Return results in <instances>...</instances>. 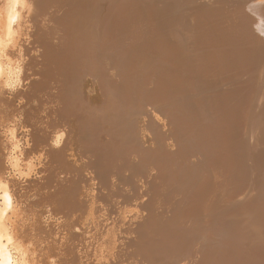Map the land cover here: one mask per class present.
<instances>
[{"label": "bare ground", "instance_id": "6f19581e", "mask_svg": "<svg viewBox=\"0 0 264 264\" xmlns=\"http://www.w3.org/2000/svg\"><path fill=\"white\" fill-rule=\"evenodd\" d=\"M218 1L32 0L34 4L31 15L33 34L31 44L26 51L29 52L30 48L35 49L33 46L38 44L40 46L38 61L42 67L39 72L42 80L35 85V89L40 92L41 90L45 91L44 93L47 94L49 89L45 87L43 79L47 84L50 83V80L59 82L58 90L52 95L56 112L63 121L67 114L74 115L76 122L67 120L66 123L71 124H63L60 121H51L52 119L50 121L42 120V124L34 128L33 117L30 114L26 115L24 121L27 120L32 126L33 146L31 149L47 159V162L42 182H36L33 186L23 188L19 181L12 183L11 191L14 197L12 200H10V188L7 180L0 182V195H2V201H0V250H2L3 258L6 261L10 259L16 261L23 256L28 258L31 264H50V261L52 264H92L93 262L94 264H107L109 259L106 258L110 257V264L123 263L121 256L118 255L119 250L114 251L116 235L113 231L115 229L108 230L106 225L99 220L98 211L104 208L95 206L97 202L90 199L87 189L84 187L89 176L86 175L84 178L82 171L87 166L83 164V167H77L76 163L75 166L69 165L66 159H62L67 141L64 135L72 136L74 133L75 137L72 139H74L76 147L81 148L83 155L84 153L87 155L89 151L93 154L88 166L98 180L97 192H100L99 199L103 202H106L107 199L101 190L108 187L112 177L121 178L123 171H134V168L139 171L145 166L142 163V156H140V146H138L133 122L135 109L140 108L137 106L145 99V93L141 94L138 86L141 78L137 77L134 67V62H141L139 54L142 49L138 53L136 41H134L132 43L135 44V48H132L134 51L130 54L118 58H116L118 55L109 57L111 54L106 48V38L109 33L114 32L115 35L117 31L123 33L130 31L145 20L182 17L181 19L185 20L188 27L193 26L202 47L210 43L207 45L209 47L204 48L208 54L203 50L206 55H203L202 71L207 70L204 77L206 83L218 81L229 85L226 86V90L230 94L232 110L229 111L224 104L223 93H219L215 98L211 96L207 99L208 105L210 104L213 108L217 109L218 105L221 106L223 122L221 124L222 129H225L223 135L226 138L228 133L231 137L227 142L230 146L233 143V149L239 145L238 137L236 138V131L239 129L235 126V118L243 113L244 118L248 120V130H251L249 138L259 137L264 143V4L255 3L254 0H241L239 6H236L239 10L234 16L235 18L225 19L220 17ZM8 11L9 9L5 7L3 13L0 14V25L4 23L2 17H6ZM107 17L115 18L112 27L105 22ZM221 19L226 20L227 24L223 25ZM151 25L153 24L151 23ZM206 31L210 40L206 38ZM222 33L223 36L220 39L216 34ZM52 36L59 38V44L50 42ZM2 39L6 46L8 36L4 35ZM218 41L219 46H216ZM224 44H226L225 47ZM258 48H261V69L256 66ZM131 56L132 58H130ZM30 60L31 63L33 57ZM108 61L111 63V68L116 70L111 79L107 76ZM198 62L200 64L202 60L198 58ZM12 71V67L8 64L0 67L4 82L8 81ZM88 76L89 80L93 76L94 80L91 84L97 85L98 88H96L99 89L96 90L101 100L96 104L95 101H91L93 95H88L90 86L86 88L89 90H82L85 94L79 88L81 80L84 84L85 81H88ZM82 77L86 78L85 81ZM163 80L165 83L161 86L162 88L155 91L161 89L164 93L157 95L152 91L148 99L156 103L154 95L160 102L165 97L170 100L169 96L172 95L169 92L173 93L176 101L184 99L182 105L179 102L174 104L178 109H182L179 119L183 125L181 128L179 125L175 128L173 136L182 141L176 143L178 147L175 152L162 151L158 154L156 151L150 154L152 159H146V162L159 170L161 169L160 174L164 172V177L165 171L175 163V166L178 165V169L182 172L178 184L182 182L183 185L184 182L189 183V177H193V168L183 170L181 167L185 164L187 155L192 154L193 149L195 150L194 147L200 151L202 142L199 141V137L194 140L185 133V130H187L186 126L193 125L194 119L192 118L196 115L195 111L198 110L197 107L200 106L203 97L202 93L198 92L197 95L200 97L193 98L189 81L184 84L177 78ZM94 81L98 84L94 85ZM206 83L200 82L198 88L204 89L207 87ZM153 84L150 85L153 87ZM147 85L148 83L145 86L149 89L150 85ZM146 87L144 88L147 89ZM91 89L93 90H90L91 92L95 91V88ZM60 90L61 94L58 92ZM159 95L162 97L160 98ZM38 96L39 93H36V98ZM169 100L162 103L167 104ZM3 105V108L0 109V121L7 122L9 115L15 113L16 109L11 105V101L4 100ZM176 117L178 118L177 115ZM106 125L113 129L112 132L109 129V134L104 130ZM106 132L108 143L100 144L98 140ZM180 134L190 138L192 144H189L187 139L184 142V138L181 139L184 136H180ZM111 136L114 137L113 142H109ZM157 137L159 138V135ZM192 146L193 149H191ZM195 151L194 153H198ZM258 151H261L259 155L256 151L255 154L251 152L253 155L249 156V166L245 165L256 187L251 201L246 205L238 204L236 208L221 209L218 207L221 200L215 188L216 180L210 175L203 177L199 190L187 191L190 194L191 203L185 216L174 221L172 218V225L168 226L169 228L161 236L162 238L152 237L151 242H145V250L136 251L134 260L141 259L146 264H180L186 257L192 261L199 256L198 261L196 258L197 264H264V227H262V221H258L264 217V214L259 212V208L264 206L262 204L264 203V175L262 174V172L264 173V147ZM201 153L199 152V154ZM130 154H138L141 159L135 167L129 164ZM236 154L239 152H233L230 157H227V159H232L224 171L234 181H237L243 173L241 169L243 166H240ZM168 161H172L173 164H169ZM194 170L199 171L198 169ZM5 172V151L0 148V173ZM184 173L187 175H183ZM58 174H62L64 177L60 178L62 175L58 176ZM176 175L177 178L180 176ZM175 176H169L171 182L173 181L171 178H176ZM50 187H53L55 191L50 192ZM189 189H191L190 184L186 187V190ZM113 192L107 197H110ZM30 193L36 195L38 199L34 204L28 205L27 215L24 216L25 211L20 214L16 210L18 214L11 216L15 211L14 208H17L14 206L20 205L22 202L26 203ZM204 195L209 200L205 199ZM224 195H227L226 197L230 195L234 200L232 194L225 193ZM109 200L111 201L112 198H108L107 202ZM241 201H244V198ZM236 202L238 201L236 200ZM209 203L212 204L209 205ZM46 207H50L54 213L63 218L59 228L48 229L43 225L41 217ZM19 219L21 220L18 221ZM86 221L88 227H84ZM169 223L171 222L166 224ZM78 227L82 231L75 230ZM93 228H95V232L91 230ZM86 230L94 234L92 243L87 242L86 244L93 246L95 242L100 243L96 253L94 252L95 255L91 250L88 252V247L83 244ZM14 241L17 242L15 251L13 250ZM145 241H148V237L145 238ZM102 245L105 246L103 250ZM98 250L100 252L102 250L100 260L97 259ZM193 262L195 261L190 264Z\"/></svg>", "mask_w": 264, "mask_h": 264}, {"label": "rangeland", "instance_id": "374dc122", "mask_svg": "<svg viewBox=\"0 0 264 264\" xmlns=\"http://www.w3.org/2000/svg\"><path fill=\"white\" fill-rule=\"evenodd\" d=\"M254 1L255 3L258 4L261 2V0H254ZM241 2H242L241 0H219L218 4L220 8V17H223L225 19H229V18L234 19L235 18L234 16L237 14L239 10L238 8H236V6H239ZM181 18L182 17L145 20L142 21L140 25H137L134 28H132V30L130 31L124 33L117 31L115 35L114 32H112L109 33V36L106 38V48L111 54L109 55V57L112 55H118L116 56V58L121 56L124 57L125 55H128L130 54V52L134 51L132 48H135V44L138 49L137 51L138 53L142 49V51L139 54V56H141V62H134L135 64L134 67L137 73V77L141 78L138 82L140 92L141 94L142 92L145 93L144 102H141L137 106L140 108L135 109L134 111L135 115L133 116V122L135 127L134 129L136 131L135 133L137 134V142H138V146H140V154H141L140 156H142V163L145 164V166H143L142 170L139 171L136 170L135 168L134 171L125 170L122 172L121 178H118L116 176L112 177V179L110 180L111 183L108 185L109 189L106 186L107 189L104 188L101 190L102 193H105V197H106L105 199L108 200V198L109 199L112 198L111 200L112 202L110 200L109 202H107V200L106 202H103L102 200L99 199L100 192H97V187L99 186L98 180L95 178L94 172L88 166V163L91 161V158H93V154H91V152L89 151L87 155L86 153H84L85 156L83 155L81 148H78V146L76 147L73 141L74 139H72V137H75L74 133L72 134V136L68 134L64 135V137L67 138V141L65 144L66 146L64 145L66 148L64 149V158L62 159H66L69 162V165L75 166L76 163L77 167L79 166L83 167V164L87 166L84 167L85 169L82 171L84 178H86L85 177L86 175L89 176L88 178L89 180L85 181L84 187L87 189L88 192L87 195L90 197V199L97 202L95 206L98 208H104L98 211L99 213L97 215L99 216V220L102 221V224L106 225L108 230L110 229L113 230V228L115 229L113 231L114 234L116 235L114 251L117 252L119 250L118 255L121 256L122 258L121 261H123V263L134 264L136 262L135 264H146L141 259H139V261L138 259L137 261L134 260V258H136V256H134V253H136V251H143V249L145 250V242L147 243L151 242L150 240L152 239V237L155 238L161 237L164 233H166L167 228H169L168 226L172 225V222L174 220H179L182 218V216H185V213L188 210L191 203L190 202L191 200L189 198L190 194L187 191L194 192L195 189L199 190V185L202 182L201 179L203 177L210 175L212 176V178L216 180L217 186L215 185V188L218 191L221 200L218 207L221 209L223 208L232 209L233 207L236 208L238 204L246 205V203H248L253 199L254 190H256V187L253 184L252 176L248 172L247 168H245V165L247 164L246 166H249L248 159H250L249 157L250 154L253 155L252 153L254 152L255 154L256 151V153L259 155L261 151L258 150H261L264 147V143L262 139H260L259 137L258 138L251 137V139L249 138L250 137L249 133L251 130H248V125H247L248 120L244 118L243 113H241L240 116H237V118H235V126L239 129V131H236V138L238 137L237 141L239 142V145L233 149V143L230 146L229 143L227 142L231 137L228 133L226 135V138L223 135L225 129L224 130L222 129L223 122H222V109H220L221 106L218 105V108L215 109L210 104L208 105L209 102L207 99L211 96L215 98L219 93H223L224 96L222 97V99L224 101V104L226 105L229 111L232 110L231 107L232 104L230 102V94L229 91L226 90V86L229 85H226L218 81L211 82L210 84L206 83L204 77L207 74V70L205 69L202 71V63H203V55H206L207 53V51L204 50V48L207 45H210V43L207 42L208 44H206L205 42L206 46L202 47L201 41L199 40L193 26L192 27L189 26L190 27L189 28L185 24V20H182ZM221 21L223 25L227 24L226 20L221 19ZM105 22L108 23L107 25L112 27L113 24L115 23V18L112 19L111 17H107L105 19ZM151 23L153 25H151ZM153 26H155L156 28ZM31 27L33 31L32 21H31ZM109 30H111V28H109ZM32 31H31V40L33 34ZM177 31L178 34L180 33L181 35H178ZM201 32L204 33L203 31ZM207 33L208 32L206 31L205 33L206 38L210 40L209 34ZM216 35L219 36L220 39H222L223 33ZM181 38L183 39V41ZM134 41L136 42L133 45ZM211 41L213 42L212 37H211ZM50 42L52 44L53 43L59 44V38L52 36L50 38ZM225 45L226 44H224V47ZM37 46L38 44L36 46H33L35 47V49L30 48L31 52L30 51L28 52V50L26 51V54L33 52L35 53V55L33 54L31 55L30 59L33 57V61L30 63L31 60L29 59L26 65L25 80L28 81V83L26 84L25 89L23 91L18 92L16 94L17 97L22 96L25 103L21 105L19 108H17L15 107V99L11 101V105L14 107V109H16L14 110L15 113H17L18 111L19 112L24 111L23 112L24 120L26 115L30 114L34 119L33 124H35L36 126L35 127L33 125L34 128L39 127L42 124L41 123L42 120L50 121L52 119L51 121H60L63 124L64 123L71 124V123H66L67 120L68 122H76V116L67 114V116L64 117V121H63V119H61L58 116V113L56 112L55 109L56 105H55V101H53L52 95L54 94V92L58 90L59 82L50 80L49 81L50 83L47 84L45 82V79H43L44 81L43 83L46 84L45 87H48L49 89L47 94L44 93L45 91L41 90L40 92V90L37 91V89H35V85L42 80V76L39 75V72H41L40 70L42 67H40V63L38 61L40 46L38 47ZM138 46H140V48H138ZM216 46H219V41L216 43ZM203 50L206 53H204ZM257 51H258V59L256 66L261 69V65H260L261 48H258ZM210 54L212 55V53ZM130 58H132V56ZM198 58L202 60L200 64L198 62ZM108 65L109 68L107 71L108 74L107 76L108 78L111 79L113 78L114 75L110 74V70L113 69L111 68L110 61H108ZM149 76L150 77L152 76L153 78L152 77L150 78ZM91 78L89 80V76H88L87 78L88 81H85L86 78L82 77V79H84L83 81H85L84 83L85 85L81 80L79 88L81 89V91L89 90L86 89L89 86L91 91H93L91 88L93 89L95 88L94 92L96 95L94 94V92H91L90 90L88 91L90 92L88 95L90 94H91L90 96L93 95L91 97L92 98L91 101L92 102L95 101L96 104L97 102H100L101 98L100 95L97 93V90L99 89H97L98 87L97 85H95L98 83H96L95 80L94 81L95 86H93L91 82H93L94 79ZM168 78L169 80L171 79L173 80L174 78H177L184 84L185 83L187 84V82L189 81L190 89L194 97L192 95L191 96L193 98L200 97L197 95V93L199 92L202 93V97L204 98V99L201 98L202 100L201 104L200 106L197 107L198 110L195 111L196 115H194L192 118L194 119L193 125L186 126L187 130H185V133L190 135L194 140H196L199 137V141H202L201 142L202 149L200 148V151H198L199 149L197 148L196 150V147H194L195 150L198 151L197 153L192 146L191 149H193V153L192 154L189 153L187 155V159L185 160L187 163L184 161L185 164H183V166L181 167V169L183 170H185L186 168H193L192 170L193 177L188 176L190 179L189 183L184 182L186 186L184 183L182 185V182L178 184V181L180 180L179 177L182 176V172L178 169L179 168L178 165L175 166V163L174 164L172 163L173 160L168 161L169 164H173V165L172 166L170 165L171 166L170 169L165 171L166 173L165 177L163 175L164 172L161 173L162 175L160 174L161 169L159 170L158 168L146 162V159H152L150 154L155 153L156 151H158V154L162 151L169 153L175 152L178 147L176 143L182 141L179 138L176 139V137L173 136L174 135L173 132L175 128L178 125L179 128H181V125H183L182 121H180L179 119L182 113V109L181 110L180 108L178 109L174 104L175 102H179V104L182 105L184 103L183 101L184 99L181 101H176L177 99L174 97L173 93L171 92H169L172 95L169 96L170 100L168 99V97H165L161 99L160 102V100L159 99L157 100V98L154 95L153 98L156 100V103L148 99L150 92L152 93V91L157 95L158 93L159 94L164 93L161 89H160L161 91L160 90L155 91V90L163 86V84L165 83V80L163 79L167 80ZM145 82L146 84L148 83V85L154 83L153 84L154 90L152 85H150L148 89V87L145 86L146 85ZM200 82L206 83L207 87L200 90L198 88V84H200ZM144 87H146L147 89H145ZM84 91L82 92L84 93ZM58 92L61 94V90ZM36 93H39V96L37 98H36ZM159 96L160 98L162 97V95ZM168 100L169 102L167 104L162 103L163 101H168ZM38 105H41L42 107ZM162 107L165 109H161ZM168 112L170 115L168 114ZM176 115L178 116V118L176 117ZM24 120H23V124L30 129V132L28 134V143L30 144V147H27L24 150L25 159H32L35 156H40L41 159L39 161L40 166L36 169L35 173L31 176V178L27 180L19 181L20 184H22L21 188L25 186L27 187L33 186L35 185L36 182H42L44 176V169L47 162V159L43 158L38 153L33 152V150L31 149V146H33L32 138H31L32 126L29 125V122L27 120H26L27 123ZM109 129L112 132L113 129L111 126L106 125L104 127V130L107 132L109 131ZM107 132L105 134L106 137L101 133L103 136L101 139L99 138L98 140L100 144L106 145L105 143H108L107 135L109 134V132L108 134ZM157 135H159V138L157 137ZM181 135L184 136V134H180V136ZM183 138H184V142L190 139V138L189 139L186 138V135L181 139ZM113 139L114 137L109 139L110 140L109 142H111ZM205 143H207L208 145H204ZM100 144L97 143V145ZM189 144H192L190 140H189ZM204 147H206V149H204ZM194 151L196 153H194ZM237 151L239 152V154L236 155L239 159L240 166L241 167L243 166L241 168L243 173L240 175V178L237 181H234L229 176H227L224 171L228 163L232 159V158L227 159V157H230V155H232L233 152H237ZM199 152L200 153L202 152L201 154L203 155L199 154ZM139 158L140 157L138 154L137 155L130 154L129 164L132 165V167H135V165H137V163L140 162L141 160ZM70 162L74 164H71ZM194 169H198L199 171L196 172ZM176 174L180 175L178 176L179 179L177 178ZM262 174L264 175L263 172ZM60 175L62 174H58V176ZM167 175L169 176L176 175L175 176L176 178L173 179L171 178V180H173L171 182L169 176ZM183 175H187V174L184 173ZM63 177L64 175H62V177L60 178ZM189 184L191 186V189L186 190V187H188ZM53 190H54L53 187H50V192H53ZM111 192L114 193V194L112 193V195L110 196L111 198L107 197V195L111 194ZM225 193L232 194L234 196V200L230 197V195L226 197L227 195L225 196L224 195ZM204 197L205 199L209 200L207 196L204 195ZM243 198L244 201H241V199ZM37 199L38 197L36 195L30 193V196L27 198L26 203L22 202L20 205L17 204V206L16 205L14 206L17 208H14L15 210L13 212L14 214L12 213L11 216L12 215L16 216V214L18 213L22 214L24 211L26 212L27 210H29L28 205L34 204ZM236 200L238 202H236ZM211 204L212 203H209V205ZM262 204L264 205V203ZM263 207L264 206H262V208L261 207L259 208V212L261 214H264ZM16 210L18 213L16 212ZM44 210L45 211L41 217L43 225H45L48 229L59 228V226L63 221V218L60 215L54 213L50 207H46V209ZM25 215H27V212L26 214H24V216ZM203 215L205 214L203 213ZM24 216H22V218H24ZM20 220L21 219H19L18 221ZM258 221H262L263 223L262 227H264V217L258 219ZM167 222H171V223L166 224ZM87 225L88 223L86 221L84 227ZM75 230L82 231L79 227ZM91 230L95 232V228ZM93 235L94 234H92L91 231L86 230V236L83 239V244H85V246L88 247L87 248L88 252H90L91 250L95 255L97 247H99L98 245H100V243L95 242V245L93 246L86 244L87 242L92 243L91 241ZM146 237H148V241H145ZM101 248L103 250L105 246L102 245ZM102 250L101 252L100 250H98L99 253L97 258L98 260L102 258ZM198 257H196L197 261H198ZM196 258L195 259L192 258L193 259L192 261H195L193 262V264H197ZM106 259H109L107 264H110L111 258L107 257ZM185 260L187 261V264H190V262H192L189 261L191 260L189 259V257H186L180 262V264H182V262ZM92 264H94V262Z\"/></svg>", "mask_w": 264, "mask_h": 264}, {"label": "clouds", "instance_id": "9594fccd", "mask_svg": "<svg viewBox=\"0 0 264 264\" xmlns=\"http://www.w3.org/2000/svg\"><path fill=\"white\" fill-rule=\"evenodd\" d=\"M264 4V0H261ZM9 9L4 23L0 25V67L8 64L13 71L7 82H4L0 73V109L3 108V101L15 99V107L19 108L25 103L22 96L17 97V93L25 89L28 81L25 80V69L33 53H27L26 49L31 44V15L34 10L32 0H0V14L3 9ZM8 36L7 45L2 39ZM116 70H110L111 75H115ZM23 112L12 113L7 122L0 121V148L5 151V173H0V182L7 180L10 188V200L14 199L11 185L14 181L27 180L35 173L40 166V156L32 159H25L24 150L30 147L28 134L30 129L23 124ZM6 124V126H4ZM59 146V145H57ZM2 201V195H0ZM16 243L14 241L13 250ZM0 264H31L28 258L21 256L18 260H5L0 250ZM50 264L52 262L50 261ZM182 264H187L183 261Z\"/></svg>", "mask_w": 264, "mask_h": 264}]
</instances>
